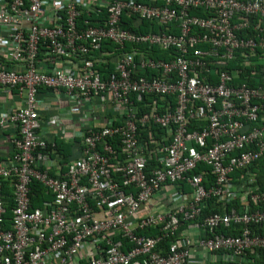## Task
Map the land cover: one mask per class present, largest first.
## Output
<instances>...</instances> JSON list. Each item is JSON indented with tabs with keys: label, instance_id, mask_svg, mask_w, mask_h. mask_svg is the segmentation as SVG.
Segmentation results:
<instances>
[{
	"label": "built area",
	"instance_id": "obj_1",
	"mask_svg": "<svg viewBox=\"0 0 264 264\" xmlns=\"http://www.w3.org/2000/svg\"><path fill=\"white\" fill-rule=\"evenodd\" d=\"M42 89L71 103L53 126L78 116L56 133L81 143L64 170ZM0 91L16 97L0 111V264H257L264 0H0ZM32 180L50 194L35 208Z\"/></svg>",
	"mask_w": 264,
	"mask_h": 264
},
{
	"label": "trees",
	"instance_id": "obj_2",
	"mask_svg": "<svg viewBox=\"0 0 264 264\" xmlns=\"http://www.w3.org/2000/svg\"><path fill=\"white\" fill-rule=\"evenodd\" d=\"M192 13L195 14H204V12L202 10H195ZM126 21V26H128L129 28L133 29V30H140V31H146L149 29V26L153 23H150L148 21H139L138 24L136 25V23H134V21L130 20V19H125ZM156 28V26L154 27V25H152V29ZM155 55L156 57L160 56V57H164L165 56V52H162L160 50H155ZM152 131H154L155 134H160L163 132L162 129L158 128V127H149ZM147 131H144L142 133V135L145 137L146 136ZM78 149L79 154H81V143H80V139H74L72 141H64L62 139H56L55 138V153H57L60 156V166L61 169L64 170L65 169V165L73 160V158H75V155L73 154V149ZM250 171L255 172L256 176H255V182L254 184L259 186L260 188H264V159H261L259 161H257L254 165L250 166ZM202 169L205 172V176L207 177V179H211V176L209 174V170L207 167H205L204 165H198L197 170ZM30 186V198H31V207L35 208L38 206H41L44 202V200H48L50 199V194L46 191V189L44 188V186L39 183L36 180H32L29 184ZM5 193L8 196V205L6 207V214H5V219L6 221H8L11 218V208L13 205L12 202V198H11V191L10 188L8 186L5 187ZM219 210V205L215 202V200L209 199L206 203V205L203 208V214H208L210 212L213 211H218ZM226 234L231 233V230H223ZM139 234H145V235H154L156 233L155 229L152 228H148V229H144V230H140L138 231ZM253 260L257 263V264H264V248H261L257 251V255H253L252 256Z\"/></svg>",
	"mask_w": 264,
	"mask_h": 264
},
{
	"label": "crops",
	"instance_id": "obj_3",
	"mask_svg": "<svg viewBox=\"0 0 264 264\" xmlns=\"http://www.w3.org/2000/svg\"><path fill=\"white\" fill-rule=\"evenodd\" d=\"M38 97L44 101L45 104L43 106L51 107L50 109H44L42 107H41L42 109L40 108L39 113L42 119L40 131L42 134L46 135L48 138H54L55 136V138L57 137L56 139H60L56 134L57 131H60L61 128L71 130L73 127L76 126L77 122L75 121V119H78L76 113L71 118L68 119L64 118L60 127L53 126L50 122V118L53 115L61 116L63 113L69 111V108H71L70 105L71 103L68 99H66V97H64L63 95L53 96L51 91L46 89H42L41 91H39ZM15 100H16L15 96H10L0 91V111L9 110L12 107ZM72 108H74V106ZM10 135H11L10 130L0 131V160L4 159L7 156L6 152L7 150H9L8 141ZM73 150H74L73 154L75 155V158L79 157L80 154L78 149L75 148ZM197 253L199 257H201L202 255L203 257L206 256L205 253H202V251H198Z\"/></svg>",
	"mask_w": 264,
	"mask_h": 264
}]
</instances>
